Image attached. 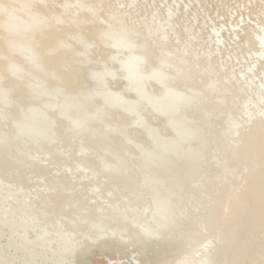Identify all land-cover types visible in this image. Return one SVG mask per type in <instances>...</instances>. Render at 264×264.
Listing matches in <instances>:
<instances>
[{
  "label": "bare ground",
  "instance_id": "obj_1",
  "mask_svg": "<svg viewBox=\"0 0 264 264\" xmlns=\"http://www.w3.org/2000/svg\"><path fill=\"white\" fill-rule=\"evenodd\" d=\"M34 1L40 11L49 8L45 6L48 0H0V25L3 24L0 42L7 46V58L13 52L18 56L20 53L19 77L13 74L10 61L0 55V83L3 82L0 85V136L9 141L8 145H0V176H3L0 186H9L11 180L15 188L18 186V178H13L16 175L40 172L50 165L48 162L25 160V156L34 157L41 150L48 154L55 151L53 147L39 145L41 136L52 133L59 139L70 141L84 135L82 119L75 116L81 112L83 119H90L94 128L102 127L99 139H104L105 143H97L93 153L83 163L101 175L106 173V182L102 184L107 186L108 198L106 205H100L95 213L90 212L89 215L74 210L66 214L58 213V225L40 222V215L44 211L33 212L36 217H31L32 212L18 217V214L26 213L14 211L18 219L23 218L33 225L14 226V243L0 242V249L2 247L10 257L0 258V264H80L77 260L78 248L84 241L123 239L132 231H137L144 238L155 237L183 222L187 218L191 199L197 196V186L204 193H212L202 183L210 170L203 167L204 158L208 166L215 160L221 178L231 176L224 163L215 159L213 154L221 149L217 157L222 155L226 159V150L221 152L227 145L235 147L231 140L237 138L239 130L247 132L251 119H257L264 113L261 108L264 105V29L255 27L247 30L243 28L245 24L242 26L238 23V34L234 30V33H225L221 27L206 30L203 26H197L196 18L193 17V20L183 13L187 6L183 10L182 4L177 9L176 6L169 8L152 4L150 0L51 1L60 10L54 9L52 12L70 18L79 16L82 22L80 32L84 38L79 40L72 32V29H76L75 21L64 19L57 24H48L47 33L65 29L67 34L55 41L57 47L62 42L57 50L55 47L52 50L43 48V40H39L40 47L48 51L43 54V62L41 53L33 54L25 47L28 42L35 43L30 38L29 26L33 22L31 15L40 16V13L29 10ZM211 1L212 5H219L216 6L221 11L218 13L224 11V1L219 0L217 4ZM204 4L207 2L200 6ZM14 5L15 10H21L26 26L20 34L22 47L19 49L14 46L13 40ZM8 10L13 14H9ZM85 14H89L91 20ZM89 23L100 26L93 39H88L83 32ZM225 40L230 42L229 46V43L224 44ZM2 47L0 43V51ZM100 47L105 48L103 58L94 54ZM89 50L90 59L87 57ZM60 52H67L71 56L56 61L55 66H49L50 58ZM127 52L137 59L145 52L144 66L147 72L141 80L144 81V88L149 93L164 90L165 97L172 94L170 104L174 105V110L177 105L179 107L174 114L180 113L188 121L186 133L182 130L184 126L167 110L169 104L164 106L158 101L147 105L145 102L139 112L131 110L125 103L111 108L109 94L102 89L106 84V69L108 65L120 66L121 54ZM5 60L8 64H5ZM42 62L47 70L43 69ZM156 66L158 71L161 69L166 73L162 87L159 85L161 81L152 76ZM81 68L84 74L78 75L77 71ZM82 77L87 80V87L80 85ZM10 79L17 84L9 85L8 82L13 81ZM48 80L50 83H47ZM108 81L109 89L116 92L127 91L130 86L124 78H119L116 83L115 79L110 81L108 78ZM140 86L141 83L137 91ZM136 90L134 87L133 92ZM42 114L50 117L53 124H40L38 117ZM253 136L243 141V148L239 151L241 159L235 164L239 169L237 182L232 183L236 188L232 194V199L237 202L236 209L244 199L243 186L258 163L254 162L258 158L257 147L264 144V138L256 141ZM183 137L187 139L186 147L181 141ZM221 141L223 143L219 147L218 142ZM173 152L174 156H169V163L164 156L168 157ZM162 159L165 163L163 166L160 165L163 164L160 162ZM168 167H171L170 174H167L169 179H162V175L156 171ZM223 188L227 192L231 189L227 183ZM210 202L209 199L204 202L205 209ZM217 204L218 200L213 205V219L218 213ZM225 204L226 199L221 204V214L225 211ZM197 207H202L201 203ZM196 217L194 215V220ZM231 224L230 217H227V241ZM221 228L224 230V224ZM210 238L216 240L214 231ZM183 242V249L173 264L177 263L185 250H190L188 237ZM220 243L217 244L220 247L212 249L209 256L202 255L201 259L193 263L191 260L189 264H215L225 247L224 242Z\"/></svg>",
  "mask_w": 264,
  "mask_h": 264
},
{
  "label": "rangeland",
  "instance_id": "obj_2",
  "mask_svg": "<svg viewBox=\"0 0 264 264\" xmlns=\"http://www.w3.org/2000/svg\"><path fill=\"white\" fill-rule=\"evenodd\" d=\"M51 1L60 0H48L45 3V6L46 8H48L49 6L50 9L48 8L46 9V11L38 10L35 7V1L29 8V10L31 11L34 10L35 12L40 13L41 17L39 15H31V19L33 22L29 26L30 38L31 40L33 39L35 43L28 42L25 47L29 52H33V54L41 53L43 62L45 61V56L43 54L48 53V51H45L40 47L39 40H43V48L52 50L55 47L54 49L57 50L61 46L62 42H59L58 44L60 45H58L57 47L55 41L58 37H64L67 34V31L65 29L53 30L47 33L46 28L48 27V24H57L59 21L62 22L64 19H69L68 21L70 22L75 21L76 29H72V32L75 34L77 39L83 40L84 38L82 32H80L82 28V22L79 16H73L70 18L68 15L64 16L61 13L56 14L52 12L51 10L54 9H56L57 11L60 10L59 8L54 7ZM144 1L149 2V0ZM192 1L193 0H150L152 4L156 3L160 6L165 5L169 8L172 6H176V8L178 9L183 5V8L181 9L184 10V6H187L184 11L182 10L183 13L188 14V16L192 17L191 19L193 20L194 18H196L195 23L197 24V26H203L206 30L210 28L218 30V28L221 27V29L224 28V30L222 29L221 31H226L225 33H229L234 30L238 34V32H240V26L237 29L238 23V25L242 24V26L245 24L247 27L244 25L243 28H247V30L255 27H258V29L260 30L264 29V0H220L221 2L224 1L222 2L224 4V11L222 13H220L221 11L217 10L216 8V6H219L217 4L219 0H213L217 4L216 6L212 5L213 2L211 0H204V2L203 0ZM205 1L207 2V4H204V6L201 7L200 4L206 3ZM176 3H178V5ZM191 3L193 4L192 6ZM208 4L210 5L207 6ZM230 4L231 6H229ZM211 6L213 7L209 8ZM204 8L205 11L207 10L206 12L208 13V17L207 13L204 11ZM218 11L220 12L218 13ZM216 12L217 15L221 14V17H219L220 19L218 18L219 15H216ZM8 13L13 14L10 10H8ZM195 13L197 15H195ZM223 13L225 14L223 15ZM255 13H257V15H255ZM85 17L91 20V16L89 14H85ZM224 18H226V20H224ZM22 19L24 20L21 10H15L14 5L13 40L14 46H16L18 49L19 47H22L20 34L26 27ZM229 19H231L235 24L233 22L231 23ZM227 20L228 22H226ZM90 24L91 23L87 24L83 28V32L88 39H93L95 37V33L100 30V26ZM2 27L3 24L0 25V28ZM234 31L232 32L234 33ZM227 41L228 40H225L224 44L226 45L227 43H229L227 45L229 46L230 42ZM104 51L105 48L100 47V49L95 52V55L97 57L103 58L105 53ZM20 52L23 53V51ZM13 53H11V57L7 58V56L4 55H2V57L3 59L5 58L10 61V66L13 67L14 71L13 74L19 77L18 64L20 62V53H18L19 56L17 55V53ZM70 56L71 55L67 52H60L58 55L50 58L48 65L55 66L56 61L65 60ZM121 56L120 66L111 67V65H108L106 69L107 76L105 78L106 84L102 87L103 91H106L107 94H109L111 108L115 106L118 107L120 105L123 106V104L125 103V105H128L131 110L139 112L143 108L145 102L147 105H149L155 104V102L160 101L165 104L164 106L169 104V106L167 105V110L171 113L172 117L176 119V121L184 126V129H182L184 132L186 130L188 121L187 119L183 118L180 113L177 115L174 114L179 107L177 105L175 111L174 105L170 104L172 100V94L169 93V95L165 97L164 90L149 93V90L147 88H144V81L141 80L143 79V74L147 72V68L144 66L145 52L142 53L140 59L135 58L129 52L123 53L121 54ZM87 57L88 59L91 58L90 50L88 51ZM43 62L42 67L43 69L47 70L43 65ZM68 69L71 70L72 68L69 67ZM154 71L156 72L155 74H152V76L155 79L161 81L159 85L160 87H162V81L164 80L166 73L161 69H159L158 71V66H156ZM72 72L75 73L74 71ZM77 72L78 75H83L84 69L81 68ZM108 78L110 79V81H113L115 79L114 83H116L119 78H124L130 86L127 91L124 92H116L115 90H110V86L108 85ZM47 83H50V80H48ZM140 83L141 86L137 91V86ZM163 83H165V81ZM8 84L11 85V82H8ZM80 85L83 87H87V80L83 79L82 77V79H80ZM134 87L136 92H133ZM169 92H171V90H169ZM261 108L264 110V105H261ZM70 115L73 114L70 113ZM75 116H79L78 118L82 119V123L84 124L82 128L84 130V135L80 136L79 138H73L70 141L59 139L52 133L50 135H45L44 137L41 136V138H39V145L42 147H53L55 151L51 154H48L47 151H45L44 153L41 150L39 154H36L34 157L28 158L27 156H25V160L28 162H48L50 163V165L45 167V170H39L40 172L34 171L32 173L26 172L22 175H16L15 177H13L18 178V186L15 188L14 183H12L11 180L9 186H0V242L3 241L14 243V226L33 225V223H29L23 218L18 219V217L27 216V214H29L28 212H32L31 214H33V212L35 211H44L45 213L40 215L39 221L44 224L58 225V220L56 219V217H58V213L66 214L68 211L74 210L79 211L81 214L89 215L90 212L95 213L100 205L107 204V186L102 184V182H106V173H103L101 175V173H97L96 170H93L89 165L83 163L84 159H87L91 155V153H93V150L95 149L97 143H100V141H102V143H105L104 139H99L102 127H98V129L94 128L92 126V121L90 119H83L84 115L81 112H79V114ZM253 119H251V122L249 123L250 126L248 125L249 128L246 129L248 130L247 132L240 129L238 136L242 139V141H244L246 137H250V135H254L253 138L256 141L261 139L263 140L264 113L259 118L254 120ZM38 122L42 125L48 124V126L53 124L50 120V117L45 116L44 114L38 117ZM138 137H140V134ZM186 140V137H183V140H181L183 141L184 147H186ZM8 144L9 141L0 136V145L4 146ZM259 146L262 147V149H259ZM240 148H243V146ZM185 150L186 149H184V151ZM257 152L258 158L256 157L257 159H254V162H258L254 165L255 171L253 172L252 176L247 179L248 181L247 183L245 182V186H243L244 199L242 204H240V206H238L236 209L237 202H235V200L231 199L229 203V211L226 215V219L227 217H230V220L232 221L229 229V239L227 241V233L224 226L221 241L225 243V247L222 255L215 264H264V144L262 146L258 145ZM171 155L174 156V152L168 155V157L164 156V158L169 163L171 162V157H169ZM160 162L163 163L160 164L161 166L165 164L164 159L160 160ZM170 170L171 167L162 169L158 168L156 172H159L162 175V179H169V176H167V174H170ZM0 178H3V176H0ZM197 195L199 197V191L197 192ZM7 199L10 202H8ZM199 210L203 211V208L199 207ZM14 211L25 212L26 214H18L17 217V214H14ZM214 215L215 209L211 204L210 208H208L207 212H205L204 215L206 227L212 224ZM31 217H36V215L33 214L31 215ZM181 226L182 227L180 232L182 233V235L183 233H193L194 229L197 227V220H192V222L186 220L183 224H181ZM5 233L8 234L7 237L4 236ZM132 243L134 247H138L137 258L145 264H149L148 261H151V256L152 258H155V261L157 262L156 264H171L173 258L176 257L183 248V245L180 246L183 243V240H180L178 238L177 240L172 239L165 244L160 245L161 247L158 248V253L155 256L154 253L152 255H149L150 250L139 238H136ZM126 257H128L126 249L116 243L108 245L100 244V246L87 245L79 251V257L77 260L80 264H108V260L110 262H114V264H127V262L123 261ZM0 258H10L7 256L5 250L2 249V247L0 249ZM117 259H119L121 263H115ZM151 263H153V261Z\"/></svg>",
  "mask_w": 264,
  "mask_h": 264
},
{
  "label": "flooded vegetation",
  "instance_id": "obj_3",
  "mask_svg": "<svg viewBox=\"0 0 264 264\" xmlns=\"http://www.w3.org/2000/svg\"><path fill=\"white\" fill-rule=\"evenodd\" d=\"M2 44V48L0 51V55H4L7 56V49H6V44H4L2 41L0 42ZM95 54V52H94ZM5 64H8V61L5 60ZM13 80L11 81L13 85L17 84L14 82V79H10ZM1 81V80H0ZM5 81V80H4ZM3 82L0 83V85H2ZM13 98V97H12ZM243 130V129H241ZM240 132V130H239ZM235 145V147H231L230 145H227L226 149H222L223 151L221 153H224V151L226 150V159L221 155L220 157H217L220 154L221 149L217 150L215 152V154H213V156L215 157V159L217 158L218 161H221L224 163L227 171L231 174L230 177H224L221 178V171L219 169L216 168V164H215V160L214 162H212L211 166H208L206 161L207 159L204 158L205 163L203 165V167L206 168H210L209 172L206 173L205 178L203 180V185L205 187V189L207 191H211L212 193H214L212 195V193H204L199 186H197V192L199 191V197L198 195L196 196V198H192L191 199V203L190 205L187 207V218L184 220H188L191 221L194 220V215H197L196 220H197V227L194 229L193 233H182L180 232L181 230V224L184 223L183 222H179L177 226L167 229V231H165L164 233H162L160 236H155V237H148V238H144L142 237L137 231H132L131 234L123 239L120 238H113L112 240H96L94 242H87L84 241L81 244V247L78 248L79 250H82V248H84L87 245H97L100 246V244H118L120 246H123L127 253H128V257H126L123 261L127 262V264H145L142 263L138 258V247H134L133 245V241L136 238H139L140 240H142V242L145 244L146 247H148V249L150 250L149 255H152L153 253L156 254L158 253V248H160V245L165 244L166 242H168L169 240H183L188 237L189 239V248L190 250H185V253L183 254V256L181 258H179V260L177 261V263L175 264H189L190 261L191 263H193L194 261H198L199 259L202 258V255H206L209 256V253L212 249L214 248H218L220 247V242L222 240V236H223V230L221 228V226H225V219H226V215L227 212L229 211V203L231 201L232 194L235 191V186L232 185V183H236L237 180L236 178L238 177V175L236 176L237 172L239 171L238 167L235 166V164L240 161L241 159V155H240V147L243 146V141L241 138H239V136L237 135L236 139H232L231 140ZM221 143H223V141L218 142V146L220 147ZM231 157V158H230ZM249 157V156H247ZM249 162V160H248ZM251 163V161H250ZM207 165V166H206ZM228 184L230 186V191L227 192L224 190L223 186L224 184ZM209 184V185H208ZM211 184H214V186H212ZM213 196H217L216 198ZM198 199V200H197ZM209 199L210 202V206L211 204L214 205L217 200H218V204L217 206H219L218 209V213L216 215V217L213 219L212 224L209 226H205V219H204V215L205 212H207L208 208H210V206L206 207V209L204 208V202ZM226 199V204H225V211L221 214V204L224 203V200ZM197 200V201H196ZM198 202V203H196ZM202 202V203H201ZM201 203L203 207V211L199 210V208L197 207V204ZM204 214V215H202ZM203 217H202V216ZM201 217L203 218V220L201 219ZM214 231L215 234V238L216 240L213 241V239L210 238V234L211 232ZM167 232H170V234H165ZM133 233H136L135 235ZM189 234V235H188ZM188 235V236H187ZM213 241V242H212ZM218 242L220 243L219 245ZM184 243V242H183ZM181 244L180 246L184 245ZM209 245H212L209 246ZM183 249V248H182ZM181 249V250H182ZM157 250V251H156ZM181 253V251L178 253V255L176 257L173 258V260L171 261V264H173L174 260H176L179 257V254ZM118 256V255H117ZM154 257V256H153ZM153 261V263H151ZM121 263V261L119 259H117V261L115 263ZM149 264H156L157 262L155 261V258H152L151 256V261H148ZM205 263V262H204ZM64 264H66L64 262ZM108 264H114V262H110L108 260Z\"/></svg>",
  "mask_w": 264,
  "mask_h": 264
}]
</instances>
